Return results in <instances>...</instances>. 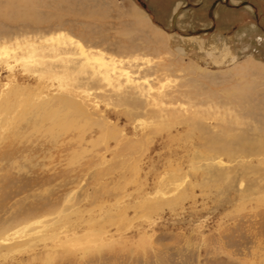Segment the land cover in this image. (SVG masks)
<instances>
[{
    "label": "rangeland",
    "instance_id": "1",
    "mask_svg": "<svg viewBox=\"0 0 264 264\" xmlns=\"http://www.w3.org/2000/svg\"><path fill=\"white\" fill-rule=\"evenodd\" d=\"M55 1L0 0V264H264V0Z\"/></svg>",
    "mask_w": 264,
    "mask_h": 264
},
{
    "label": "bare ground",
    "instance_id": "2",
    "mask_svg": "<svg viewBox=\"0 0 264 264\" xmlns=\"http://www.w3.org/2000/svg\"><path fill=\"white\" fill-rule=\"evenodd\" d=\"M56 1H58V0H56ZM55 1V2H56ZM59 4V3H58ZM11 5H12V7H14L13 6V3H11ZM26 7V6H25ZM23 8V7H22ZM28 7H26V8H24L23 10H18L17 11V18H31V17H34L33 15H32V11L30 12V10H29V8L27 9ZM36 18H38V17H36ZM141 19L143 20V21H145L146 22V24H148V20L146 19V17H144V16H142L141 15ZM140 19V20H141ZM139 20V19H138ZM33 21H35V19L33 20ZM38 21V20H37ZM36 21V22H37ZM1 44V43H0ZM20 44V43H19ZM30 44V43H29ZM3 45V44H2ZM5 45V44H4ZM1 46V45H0ZM4 47V46H3ZM79 47V46H78ZM86 49V48H85ZM85 52V51H84ZM79 53H81V52H79ZM82 53H83V51H82ZM81 53V55H83ZM91 55V54H90ZM88 57V56H87ZM93 58V57H92ZM102 58V57H101ZM55 59V58H54ZM69 60V59H68ZM80 60V59H79ZM101 60V59H100ZM100 60H98V61H100ZM103 60V59H102ZM107 61V60H106ZM101 62H103V61H101ZM100 62V63H101ZM103 63H105V62H103ZM107 63V62H106ZM39 64V63H38ZM102 64V63H101ZM100 64V65H101ZM114 64V63H113ZM107 65V64H106ZM111 65V64H110ZM116 65H117V63H116ZM120 65V64H119ZM103 66H105V65H103ZM27 68V67H26ZM60 68V67H59ZM58 68V69H59ZM108 68V67H107ZM117 68V67H116ZM118 68H120V66L118 67ZM256 69H258V70H261V69H259L258 67H255ZM257 70V71H258ZM106 71H108L107 69H106ZM110 72V71H109ZM256 72V71H255ZM110 74V73H109ZM111 75V74H110ZM124 75V74H123ZM113 76V75H112ZM129 76V75H128ZM127 76V80L129 81V77ZM36 77V76H35ZM109 77V76H108ZM107 77V78H108ZM117 77V76H116ZM142 77V76H141ZM131 78V77H130ZM50 79V78H49ZM117 80V79H116ZM125 80V79H124ZM94 81V80H93ZM99 81V80H98ZM133 81V80H132ZM122 83V82H121ZM139 83V82H138ZM141 84V83H140ZM68 86V85H67ZM134 86V85H133ZM70 87V86H69ZM138 87V86H137ZM158 87V86H157ZM133 89V88H132ZM158 90V89H157ZM73 93V92H72ZM158 93V92H157ZM163 94H165V93H163ZM234 94V93H233ZM74 95H75V93H74ZM79 95V94H78ZM83 96V95H82ZM172 96V95H171ZM41 97V96H40ZM151 97V96H150ZM154 97V96H153ZM156 97V96H155ZM85 98V97H84ZM35 99H37V98H35ZM41 100V99H40ZM38 101V100H37ZM69 102V101H68ZM162 102V101H161ZM79 104H81V103H79ZM92 104V103H91ZM4 105V104H3ZM23 105V104H22ZM160 105V104H159ZM71 107V106H70ZM221 107V106H220ZM6 108V107H5ZM74 108V107H73ZM8 109V108H7ZM17 109V108H16ZM148 109V108H147ZM35 110V109H34ZM36 111V110H35ZM59 111V110H58ZM141 111V110H140ZM33 112V111H32ZM64 112H65V110H64ZM78 112V111H77ZM186 112V111H185ZM37 114H35L37 117H39V119H43V121H45L46 119L49 121V123L51 124V127H55L54 126V119H56V113H57V109L55 108V107H53V106H50V104L48 103V102H45V103H41V104H39V107H38V111L36 112ZM67 113H69V111H67ZM66 113V114H67ZM80 113V112H79ZM65 114V115H66ZM86 114H87V112H86ZM64 115V116H65ZM161 115V114H160ZM171 115V114H170ZM79 116H85L82 112L79 114ZM42 121V120H41ZM62 123H70V122H61V123H59L58 122V125L60 126ZM140 123V122H139ZM67 125V124H66ZM62 128V127H61ZM53 129H50V131H52ZM72 131H77L78 132V139H79V141H82L83 140V134L81 133V131H80V129L78 128V127H76V126H74V128H73V130ZM65 132H67V131H65ZM65 134V133H64Z\"/></svg>",
    "mask_w": 264,
    "mask_h": 264
},
{
    "label": "crops",
    "instance_id": "3",
    "mask_svg": "<svg viewBox=\"0 0 264 264\" xmlns=\"http://www.w3.org/2000/svg\"><path fill=\"white\" fill-rule=\"evenodd\" d=\"M206 4H207V3H206ZM211 4H212V5H211L212 7H213V6H217V3H214V2H213V3H211ZM194 6H197V7H198V6H200V7L204 6L203 1L199 0L197 3L195 2V3H194Z\"/></svg>",
    "mask_w": 264,
    "mask_h": 264
}]
</instances>
